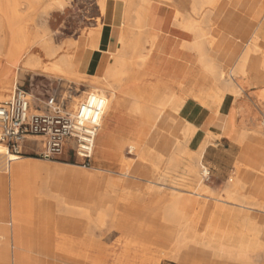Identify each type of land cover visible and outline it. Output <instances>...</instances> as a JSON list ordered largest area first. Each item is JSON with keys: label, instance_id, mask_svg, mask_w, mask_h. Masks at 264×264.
<instances>
[{"label": "bare ground", "instance_id": "1", "mask_svg": "<svg viewBox=\"0 0 264 264\" xmlns=\"http://www.w3.org/2000/svg\"><path fill=\"white\" fill-rule=\"evenodd\" d=\"M51 1L59 2L60 0ZM117 1L124 4L117 38L118 48L115 52H108V57L104 58V63L101 64L98 74L89 76L80 70L81 54L75 56L72 53L58 54L48 41L39 45L38 52H41L48 60L55 59L50 66H43L41 56L36 53H29L23 61L24 66L39 68L41 73L57 77L59 80L78 86L86 84L89 90L85 93L94 92L104 97L105 111L92 153L97 167L89 171L78 170L79 166L76 165L17 158L9 153H7L9 157L18 160L9 164L5 170V155L4 151L0 149V194L8 196L12 215L23 209L28 198L29 188L34 186L44 196L58 197L57 202L67 210L84 213L111 205L114 207L117 217L122 203L130 202L134 193L141 190L139 185L127 181V179H137L127 175L133 162L125 161L122 157L124 148L128 149L129 155H134L138 150L137 140L142 136L150 135L153 142L170 141L175 145L179 154L185 153V146L196 131L181 115L182 108L188 98L185 90L177 82L159 80V77L156 78L151 73L152 71L147 69L148 65H151L152 57L154 62L157 59L156 55H168L174 51L175 45L171 38L173 35L181 39H185L186 36L191 40V42L184 41L179 45L184 47L186 44L188 53L180 50L181 52L177 54L176 58L184 59L183 55L186 56L191 52L195 54L194 62L200 63L217 82H225L223 86L228 95L236 94L235 91H230L235 76H246L249 72L253 74V78L248 85L264 87V56L260 58L258 55L261 49H264V45L259 39L254 38L248 46L245 45V50L234 69H229L225 65L224 56L226 54L219 57V52L226 41L235 38L244 41L248 34L247 24L238 15V8L241 5L239 0ZM224 1L225 3L222 5ZM18 2L20 3L17 7L23 6V10L32 13L40 2L45 1L18 0ZM186 5L190 7L189 13L186 11ZM224 5H228V7L221 13L220 8ZM17 7L13 11L15 13L11 16H4L0 20L1 76H8L13 71V67L20 59L27 43L24 27H17L15 24L18 17ZM64 7L61 5L60 9L62 10ZM100 8L105 14L108 9L105 0L100 2ZM160 13L162 18L158 24V34L155 35L151 31L157 22L155 17H158ZM169 29H172L171 33H169ZM216 31L221 34L219 41L207 37ZM99 39V30L89 31L85 35L80 49H97ZM76 45L73 41L66 43L68 49H72ZM220 61H223L225 65L223 69L219 68ZM170 63L172 68L176 64ZM7 88L6 86L0 89V99L4 97ZM259 98L264 100V94H259ZM212 105L214 110L217 109L216 113L222 107V104L217 107L214 102ZM219 135L231 136V138L234 136L229 134L227 126L216 134L209 133L198 150L191 155V160L198 164L209 141ZM239 139L241 145L242 143L250 144V151L254 152V155L250 152L253 156L248 160L249 162L244 158V161L243 159L240 161L245 163L246 168L248 167L247 170L255 176V180L249 184V189L254 192L245 193L238 198V201L243 208L257 207L264 211V203L258 202L255 194L262 192L261 184L264 181V136L257 131L255 123L254 130L242 134ZM154 149L166 157L165 149L162 147H154ZM245 153L249 157V152ZM245 153L244 155H246ZM32 164L35 166L34 177L30 180L29 173ZM115 164H121V169ZM171 165L172 159L168 158L166 169ZM6 171L7 175L5 176ZM191 171L194 172L193 169ZM202 173L206 174V171ZM89 189L94 190L91 198L86 197L89 195ZM145 190L153 191L152 188H145ZM80 195H85L86 198L83 200L69 199V197ZM172 198L173 200L164 208L163 220L159 219L158 224L166 240L170 242L179 240L177 241L179 244H188L184 249L177 244V252H180L179 260L183 264H207L196 257L203 255L207 258L216 254H223L229 259L231 258V261L245 264L246 254L258 248L260 238H264V230L259 228L263 227L262 222L260 218L253 215L243 216L242 221H238V226L229 223L224 228H219L214 224L215 217L213 215L201 229L202 232H198L195 230L196 223L195 225L191 223L193 218H189L187 213L177 209L179 198ZM0 207H6V200L0 201ZM142 215L144 216V220H142L145 223L148 215L142 210L133 211L132 220L141 218ZM8 219L9 217L1 218L0 234L3 237L9 235ZM116 221L120 225V220L118 221L116 218ZM99 222H102V218L99 219ZM149 235V231L139 233L137 237L134 234L136 237L133 239L134 247L142 251L148 250L146 240ZM218 236H220V240L217 241ZM87 238V233L84 230L80 240L76 241L77 249L74 252L72 249L61 248L57 250L54 260L43 263L33 258L30 259L31 264H103L99 259L84 253L87 251ZM71 242L73 241L71 240ZM10 259L7 252L0 253V264H10ZM147 264H159V261L151 260Z\"/></svg>", "mask_w": 264, "mask_h": 264}, {"label": "rangeland", "instance_id": "2", "mask_svg": "<svg viewBox=\"0 0 264 264\" xmlns=\"http://www.w3.org/2000/svg\"><path fill=\"white\" fill-rule=\"evenodd\" d=\"M44 1L45 2H40L36 6L35 11L28 13L23 10V6L17 7L18 3H20L18 0H0V20L4 18V16H11L15 13L13 11H15L17 7L18 17L15 24L17 27H24L27 35V43L24 46V51L13 67V71L8 76H1L0 73V89L2 87H8L7 92L4 97L0 99V102L8 97L15 85L39 98L46 96L51 88L56 85L59 80L57 77L43 74L39 68H29L23 65V61L29 53L39 54L43 66H50V64L54 62L55 59L48 60L41 52H38V47L41 43L48 41L51 46L57 50L58 54L71 53L73 48L68 49L66 47L68 41H72V39L80 34L85 36L89 31H93L95 28L97 31L101 29V17L103 16V12L100 8V2L102 0ZM105 1H108L111 6L118 3L119 16L122 17V12L124 11V4L122 2L117 0ZM239 2H243V4L238 8V15L240 19L247 24L248 34L244 41H240L237 38L226 41L224 51L227 52L226 57L228 58V63H225V65L229 69H234L245 50V45L247 44L248 46L254 38L259 39L264 45V0H252L251 2L250 0H239ZM247 2H250L249 5ZM224 3L225 1L222 2V5ZM226 4L228 3L226 2ZM61 5L65 6L62 10L60 9ZM227 7L228 5L222 6L220 8L221 13L224 12ZM248 7L249 12L247 14ZM186 11L188 13L190 12V7L188 5H186ZM155 18L157 22L151 33L156 35L159 31L158 24L162 18V14L160 13V15ZM118 25V32H120L121 23ZM169 30V33H171L172 29ZM210 34L207 37H211L216 41L220 40L221 34L219 32L216 31ZM171 38L175 45L174 51L168 55L158 54L154 62L152 57V62L150 60L151 65H148L147 69L151 70V73L156 78L159 77L158 79L161 81L171 80L181 84L183 86L182 89L185 90L186 97L190 100L193 99V101L197 102L202 107L215 112L217 109L214 110L212 102L217 104V107L222 104L226 109L229 100L248 101L250 105L248 104L247 110H253L249 107L253 105L259 112L253 115L250 111L252 118L253 116L255 118L257 131L264 136V133H262L259 128L261 116L264 113V100L259 98V94H264V87L261 85L252 87L248 85L249 81L253 78V74L249 72L246 76H235L230 91H235L236 94L234 96L228 95L227 90L223 86L225 82H217L200 63L194 62L196 59L195 54L191 52V54L185 56V54L182 53L184 54V59L176 58L177 54H180V50L188 53L186 44L184 47H180L179 45L183 44L184 41L191 42V40L186 38V36L185 39L178 38L175 35ZM115 51H117V49ZM258 55L260 58L264 56V49H261ZM170 62L179 64L177 70L180 66H183L185 70H187L184 71L187 76L182 82L180 80H175L176 74L173 78H170L169 75L167 76L165 74L166 71H163L164 66L166 67ZM225 65L223 61L219 62L220 69H223ZM228 76H226V79H228ZM200 78L202 79L201 86L197 88L195 83ZM74 85L79 88L81 92L89 90L86 84L81 85V87L77 84ZM197 90L198 92H196ZM199 93L201 96L196 97ZM188 98L186 100H188ZM246 132L242 131L241 133H237L235 138L232 139L234 140L232 143H229L227 139L218 142L221 135L217 138H212L207 145L210 146L207 150V156L205 159L201 158L198 164L191 160V155L197 151L195 149V143L193 144L192 141L189 140L187 142L185 153L179 154L175 145L170 141L165 140L162 143L158 141L153 142L152 136H142L136 142L138 147L137 152L134 155H129L128 149L124 148L122 157L125 161H132L133 163L137 159H142L144 157L153 161L154 166L150 169L152 178L148 179L146 177L143 178V180L137 179L138 181L127 179L129 183L139 185L141 190L134 193L130 202L122 203L120 213L117 217L116 211L111 205L103 209L100 208L84 213L67 210L63 205L61 206L57 202V200H59L58 197L50 198L44 196L43 193L38 192L37 188L33 186L30 187L28 191V194L29 192L32 193L29 194L30 208L27 218L30 219L32 216L35 217L32 218L31 224L26 223V225L33 230V227L36 228L46 224H55L57 226L55 229L57 233L54 236V240L60 239L62 242L61 248L72 249V252L77 249L76 241H74L70 233L66 232L64 229L67 228L69 231L75 228L84 229L88 236L87 243L85 242L87 244V251H84V253L86 252L91 257L99 259L103 264H147L151 260L158 261L160 258L179 255L180 252H177V244H179L177 241L179 240L174 242L166 240L158 224L159 219L163 220L164 208L166 204L173 200L172 197L179 198L177 209L187 213L189 218H193H191V221H193L191 223L194 225L196 223L195 230H198V232H202L201 229L213 215L215 217V219H213V221H215L214 224L219 228H224L229 223L241 222L245 214L247 216L253 215L260 218L263 227L259 228H263L264 230V214L260 213H264V211L257 207L243 208L242 204L238 201L240 196L233 194L236 190L240 191L239 194L243 195L245 193L251 194L254 192L249 189V184L255 180V176L247 170L248 167L246 168L243 162L244 159L249 162L248 160L254 155V152L250 151V144L242 143L243 147L239 142V137L242 134H246ZM215 140H217L218 149H215ZM154 147H162L165 149L167 154L166 157L162 156ZM256 147L259 148V146ZM258 148L256 149L258 150ZM0 149L4 151V168L6 170L9 164L14 163L18 159L9 157L6 150L1 145ZM245 149L247 150L245 151ZM225 150H227V152ZM245 152H249L248 154L251 152L253 155L251 156L250 154L249 157H247L248 155ZM244 153L246 155H244ZM168 158L172 159V165L166 169ZM231 158L235 159L234 164L232 166H227L226 162L228 163ZM240 159H243V161H240ZM220 161L221 163L219 164ZM50 163L76 165L79 166L77 169L81 171H89L97 167L94 160L91 161L88 168H84L80 161ZM133 163L127 171L128 176ZM115 165L121 169V164ZM101 168L106 170L104 167ZM192 169L194 172L191 171ZM203 171H206V174L202 173ZM115 172H117V170H115ZM213 174L230 175L228 183L220 184L221 190L219 192H214L212 189L215 185L212 178ZM6 175L7 171L5 173V176ZM237 175H244L245 177L237 180ZM261 185L262 192L255 194L257 195L256 200L260 203H264V181ZM145 188H152L153 191H146ZM93 193L94 190L89 189V195L86 197L91 198ZM86 197L85 195H80L69 197V199L83 200ZM2 199L6 200V208H8L10 204L8 196L0 194V201ZM135 210H142L148 215V219L145 223L143 221V215L141 218L132 220L133 211ZM213 212L215 214H213ZM123 215H125L126 218L125 216L123 217ZM101 218L102 222H99ZM116 218L118 221L120 220V225H118ZM24 219L26 220V218ZM148 231L150 233L146 240V247L148 250L142 251L141 249L135 248L133 239L136 238L139 233H147ZM219 237L220 236L217 237V241L220 240ZM5 238L6 237L0 234V244L3 246L2 249H0V253L7 252L10 256L9 250L2 251L4 250L3 248H10V245L5 243ZM71 240H73V242L70 243ZM259 241L260 246L246 254L245 264H264V260H262V262L256 261L260 258L264 259V238L261 237ZM179 246L184 249L188 244L182 243L179 244ZM212 257L206 258L203 255H198L196 258L200 261H205L207 264H238L235 261H231V258L229 259L223 254H216Z\"/></svg>", "mask_w": 264, "mask_h": 264}, {"label": "crops", "instance_id": "3", "mask_svg": "<svg viewBox=\"0 0 264 264\" xmlns=\"http://www.w3.org/2000/svg\"><path fill=\"white\" fill-rule=\"evenodd\" d=\"M252 0H250L251 2ZM250 2H247L249 5ZM108 9L105 14L101 17V29L99 30V46L97 49H80L81 43H83L85 36L78 35L76 38L72 39V41L77 44L72 50L73 56L77 54L82 55L81 59V67L80 70L85 74L91 76L98 74V70L101 67V64L104 63V58L106 59L108 56V52H115L118 48L117 38H118V29L119 25L122 22V17L119 16L118 3L111 6L108 1L106 2ZM243 4V2H241ZM249 7L247 8V14L249 12ZM123 16V12H122ZM96 29V28H95ZM94 29V30H95ZM68 41V40H67ZM225 45V44H224ZM221 48L219 52V57L224 56V63H228L227 52L224 51L225 46ZM97 50V51H96ZM157 56V55H156ZM155 58V56H154ZM156 60V59H155ZM174 64V63H172ZM179 64H174L172 68L171 63L166 67L164 66L163 71L165 70V74L173 78L176 74L175 80H180L181 82L187 76L184 71L185 68L180 66L177 70V66ZM177 71V72H176ZM176 72V73H174ZM180 77V78H179ZM202 79L200 78L195 83V86L199 88L201 86ZM198 92V90L196 91ZM201 96L200 93L196 96ZM203 99V98H202ZM201 99V100H202ZM248 101H232L229 100V103L225 109L224 106L220 108L218 113L215 111L209 110L207 108L202 107L197 102L193 100H186L181 115L185 118L192 127L195 128V133L190 141L195 143V149L198 150L199 146L203 143L206 136L209 133L216 134L220 130H223L226 126L229 130V134L234 135L233 138L231 136L222 135L218 142H221L224 139H227L229 143L234 142L235 135L242 131L254 130L255 121L252 118L251 113L254 115L255 113H259L257 108L253 105L249 106L253 110H247ZM250 105V104H249ZM251 111V113H250ZM216 113V114H215ZM254 117V116H253ZM251 118V120H250ZM216 148L218 149L217 140H215ZM210 146H206L204 149L202 159H205L207 156V150ZM218 151V150H216ZM227 152V150H225ZM150 156V155H148ZM22 159H30L36 160L33 158H22ZM209 160V159H208ZM235 159H229L227 166H232L234 164ZM40 161V160H39ZM209 162V161H208ZM221 161L219 162V164ZM154 166V162L148 158H140L137 159L130 170L129 177L143 180V178H152L150 169ZM34 165L30 166L29 179H33L34 177ZM245 177L244 175H237V180ZM142 178V179H141ZM213 183L215 184L212 188L214 192H219L221 190V185L224 183H228L230 179V175H221V174H213ZM148 181V180H145ZM33 187V186H31ZM32 192H29V194ZM240 191L236 190L233 194L236 196H242L243 194H239ZM29 194L28 198L25 202V205L22 210L15 212L13 215L10 212L9 207H0V222L1 218H8V226H9V235L4 239L5 243L10 245V248L5 249L10 251V264H31L30 259H35L38 262H48L55 259L57 250H60L62 247V242L60 239L54 240V236L57 233L56 225L46 224L42 227H33V230L27 227L26 223H30L35 216L27 218L30 203H29ZM4 208V210H3ZM264 214L263 212H260ZM215 214V213H214ZM246 215V214H245ZM244 215V216H245ZM26 218V220L24 219ZM243 219V218H242ZM235 226L239 225V222L232 223ZM67 229V228H66ZM66 232L70 233L72 239L74 241L80 240L84 229L75 228L72 230H66ZM72 240V241H73ZM2 245L0 244V249H2ZM177 257V258H175ZM180 255H176L174 257L170 256L168 258H160L159 264H183L179 258ZM262 258L256 260L257 262H262Z\"/></svg>", "mask_w": 264, "mask_h": 264}, {"label": "built area", "instance_id": "4", "mask_svg": "<svg viewBox=\"0 0 264 264\" xmlns=\"http://www.w3.org/2000/svg\"><path fill=\"white\" fill-rule=\"evenodd\" d=\"M104 111L102 95L62 80L42 98L15 85L0 102V145L17 158L88 168ZM259 126L264 133V113Z\"/></svg>", "mask_w": 264, "mask_h": 264}]
</instances>
